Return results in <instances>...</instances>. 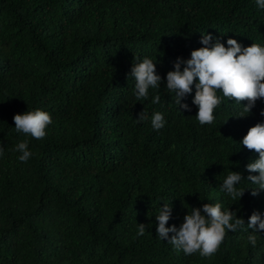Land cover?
<instances>
[{
  "label": "trees",
  "instance_id": "obj_1",
  "mask_svg": "<svg viewBox=\"0 0 264 264\" xmlns=\"http://www.w3.org/2000/svg\"><path fill=\"white\" fill-rule=\"evenodd\" d=\"M206 34L225 47L229 38L264 47V9L256 0H0V264H264V233L255 247L247 240L253 212L264 218V191L253 197L247 180L258 153L241 144L264 122V99L235 118L247 102L218 92L215 120L201 126L195 87L181 101L190 111L166 88L177 58L204 47ZM144 58L162 81L137 100L130 72ZM37 109L52 118L42 140L17 133L13 120ZM24 140L26 163L15 151ZM231 171L244 177L240 200L219 188ZM165 202L167 227L204 203L245 224L212 257L186 255L157 236Z\"/></svg>",
  "mask_w": 264,
  "mask_h": 264
},
{
  "label": "clouds",
  "instance_id": "obj_2",
  "mask_svg": "<svg viewBox=\"0 0 264 264\" xmlns=\"http://www.w3.org/2000/svg\"><path fill=\"white\" fill-rule=\"evenodd\" d=\"M257 6L264 9V0H256ZM211 34L202 35L200 43L204 45L191 52L189 59L177 58L173 71L166 76V88L170 93H175L173 99L180 109L190 111L187 103H181L193 92L195 95L192 103L198 111L196 120L201 126L211 125L214 120V111L221 103L218 92L224 98L234 100L237 104H243V111L235 118H243L250 113L258 100L264 99V47L253 43L243 47L236 39L229 38L227 47L215 40ZM181 65H184L181 70ZM130 77L134 78V95L137 100L148 98L149 89H157L161 85L162 78L156 72V63L152 59L144 58L142 62H134ZM160 96L156 95L152 103H159ZM264 116V110L260 113ZM148 115L145 111L139 114L137 122L145 121ZM15 131L25 136L42 140L46 136V128L52 123L51 115L43 110L27 111L24 114H16L13 117ZM227 123V122H226ZM165 125L161 113H154L151 118V126L159 131ZM242 146L249 151L258 153V159L249 163L246 169L249 173L247 180L256 185L252 188L251 195L258 196L264 191V122L251 127L243 137ZM4 149L0 147V156ZM15 151L21 153L19 161L27 162L33 153L29 151L28 141L24 140L15 145ZM244 179L241 173L231 171L222 184L220 191L232 200H239L245 194V190L238 189L237 185ZM158 221L157 236L170 243L177 251L183 250L186 255L199 253L203 258L212 257L220 248L227 231L242 228L245 224L243 218H237L234 211H222L220 203H204L201 208H194L185 215L183 223L177 227H167L172 217V206L164 203L160 207L159 214L155 216ZM247 227L254 234L247 237L248 242L255 247L257 236L255 233H264V218L259 211H254L250 216ZM146 231L144 224L138 226V236H143ZM171 233V235H169Z\"/></svg>",
  "mask_w": 264,
  "mask_h": 264
}]
</instances>
